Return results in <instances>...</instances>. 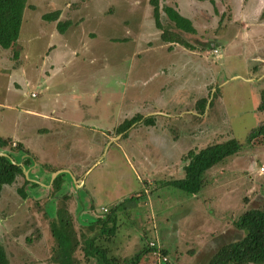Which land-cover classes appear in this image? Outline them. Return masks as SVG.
Wrapping results in <instances>:
<instances>
[{
  "label": "rangeland",
  "instance_id": "rangeland-1",
  "mask_svg": "<svg viewBox=\"0 0 264 264\" xmlns=\"http://www.w3.org/2000/svg\"><path fill=\"white\" fill-rule=\"evenodd\" d=\"M27 4L19 55L0 48V77L6 80L21 64L30 83L10 94L0 84V137L12 147L20 143L31 162L21 166L27 154L10 146L0 152L10 153L37 185H26L23 198L17 191L23 175H17L1 189L7 263L51 264L52 232L66 229L61 215H69L75 231V264H96L82 257L83 235L122 264L142 248V234L147 246L157 241L160 248L161 236L170 264H206L221 245L240 239L238 216L264 203V130H258L264 112L257 110L264 90V0H157L163 29L182 35L192 52L170 32L171 42L162 40L149 0ZM164 6L189 19L194 33L174 28ZM54 10L57 20L69 21L66 28L75 26L61 34L57 20L41 19ZM138 116L154 123L119 129ZM228 138L240 148L204 172L194 200L160 183L184 175L188 150ZM56 172L65 182L58 191L50 183ZM106 216L117 224L112 232L87 229L90 220ZM148 259L142 256L140 264Z\"/></svg>",
  "mask_w": 264,
  "mask_h": 264
},
{
  "label": "trees",
  "instance_id": "trees-1",
  "mask_svg": "<svg viewBox=\"0 0 264 264\" xmlns=\"http://www.w3.org/2000/svg\"><path fill=\"white\" fill-rule=\"evenodd\" d=\"M205 1V0H197ZM211 1V0H209ZM26 0H0V47L7 49L15 46L19 34V28L22 19V11L25 7ZM151 4H154L153 8V17L155 26L162 30L161 38L166 42H171L167 37V32L173 35L175 42L189 48H194L193 44H190L187 40L182 38L176 32L171 30L163 29L162 25L159 22V13L157 8V0H149ZM163 11L166 13L167 18L173 22L174 28L180 30L184 33H194V29L191 26L190 21L181 16L178 11H176L171 6H164ZM58 16V11L52 13L43 14L45 20H54ZM67 22H58L57 29L63 31L66 27ZM166 34V35H165ZM201 48H205L202 46ZM264 112V90L260 93V102L257 105V110ZM142 121L148 125L154 123V118L145 117L142 119L140 116L131 118L126 125H120L119 129L123 131L127 129L133 123ZM263 126V125H262ZM260 126L258 130H264ZM11 141L6 140L0 137V147L11 146ZM240 142L234 138H228L224 141H218L210 143L207 146L199 150H188L186 155H183L185 164L183 166V177L180 179L168 180L166 182L162 181L160 183L166 185L170 184L174 187H177L187 193H197L200 187L203 185V174L205 171L217 164L221 159L226 156H229L237 151L240 147ZM12 149L20 151L21 154H27L26 157L22 160L21 166L30 163V152L24 148L20 143H16ZM7 153V157L0 155V193L4 185H10L14 182L17 175H22L21 166L18 164L12 163L10 153ZM31 155V154H30ZM63 181L61 175H57L52 181V188L54 191H58L63 187ZM23 185L18 188L19 194L24 198L26 196L25 186L28 184H34L27 181L23 176ZM67 194L64 193L62 198H67ZM60 210H65L60 208ZM103 213H108V210L103 208ZM63 218L59 219L60 222H64V227L62 233L52 232L56 240V251H59V255L53 253L50 256L52 260L51 264H75L74 252L77 248V241H74V228L70 217L62 216ZM54 220L51 221V227L54 225ZM116 222L111 219L109 216L105 218H95L89 221L87 224L88 230L99 229L97 226L101 227L102 232L109 234V231L112 232L116 228ZM236 227L241 230H244L243 236L233 242L221 245L207 261L206 264H264V203L257 208H248L244 210L235 221ZM69 227L72 229L67 230ZM100 230V229H99ZM52 231V228H51ZM60 231V230H59ZM65 233V234H64ZM69 233V234H68ZM57 234V236L55 235ZM84 246L81 248L83 251L82 257L84 259L91 260L93 259L96 264H122L118 258L113 256L107 257L105 253V248L101 249L100 247H93L92 237H86L83 235ZM86 237V238H85ZM142 248L137 251L133 256L129 257L126 260V264H140L142 256L148 254V260H142V264H154V261L151 258L150 251L153 248L147 246L146 235L142 234ZM73 240V242H72ZM58 249V250H57ZM160 251L162 254L167 255L164 249L161 247ZM144 259V258H143ZM146 261V262H144ZM0 264H8L4 250L0 246Z\"/></svg>",
  "mask_w": 264,
  "mask_h": 264
},
{
  "label": "crops",
  "instance_id": "crops-1",
  "mask_svg": "<svg viewBox=\"0 0 264 264\" xmlns=\"http://www.w3.org/2000/svg\"><path fill=\"white\" fill-rule=\"evenodd\" d=\"M205 1H209V0H205ZM212 1V0H211ZM25 6L27 7V8H29L30 9V7L28 6V4H27V0H26V2H25ZM25 7V8H26ZM54 11H58V16H57V18L56 19H54V20H50V21H56L57 19H58V17H59V14H60V11L59 10H54ZM54 11H52V12H54ZM52 12H48V13H52ZM44 14H47V13H44ZM43 14L41 15V19L42 20H44V21H48V20H45L43 17ZM24 18V16H22V19ZM22 19H21V22H22ZM189 20V19H188ZM58 22H67V25H68V23H69V21L68 20H65V21H60V20H57L56 21V30H57V32H59V33H61V34H63L66 30H69V29H71V27L73 28L75 25L74 24H71L69 27H64V30L61 32V31H59L58 29H57V24H58ZM153 23H154V21H153ZM21 25V24H20ZM66 25V26H67ZM155 25V24H154ZM156 27V26H155ZM19 35V34H18ZM17 40H18V37H17ZM16 40V44H15V46H13V47H10V48H7V49H4V50H12L13 49V58H16V57H18V55H19V53H14V52H16L17 51V49L15 48L16 46H18L19 45V43H18V41ZM172 44V43H171ZM179 44V43H178ZM168 47V46H167ZM185 47V46H184ZM1 48V47H0ZM171 48V47H170ZM170 48H168V49H170ZM3 49V48H2ZM184 51H186V52H188V51H190V52H192L193 51V48H189V47H185V48H182ZM22 50V49H21ZM20 52V51H19ZM18 60V59H17ZM13 64V63H12ZM19 67H18V69H16V70H13L14 71V73L12 74V71L10 72V74L9 75H4V76H6L7 78H6V80H4V79H2V77H0V84H2V87H3V89H2V92H3V90L5 89V92H7V93H11V91H17V90H19L20 88H21V84L24 82V87L25 86H27V85H29V79L28 78H26V76H27V72H26V70H25V67L23 66V65H21V64H19L18 65ZM10 67H12L11 65H10ZM10 77V78H9ZM9 78V79H8ZM254 80V79H253ZM5 82H6V84H5ZM211 89H212V87L210 88V90H209V93H210V91H211ZM25 93H27V92H25ZM33 93V92H32ZM211 93H212V91H211ZM30 96H31V93H30ZM31 97H33V96H31ZM260 99V98H259ZM0 100H1V98H0ZM1 104V103H0ZM26 111H30V109H25ZM32 111V110H31ZM34 112V111H33ZM33 112H31V113H33ZM164 115V114H163ZM39 129H40V127H39ZM10 135V134H9ZM11 137V136H10ZM73 176V175H72ZM183 176H181V177H178V178H174V179H180V178H182ZM168 180H173V179H164V180H162V181H164V182H166V181H168ZM167 185H170V184H167ZM171 186H173V185H171ZM79 187V186H78ZM189 194H191L190 195V197H191V199L192 200H194V198H195V194H197V193H189ZM190 198H188L187 200H189ZM182 203H185V202H182ZM182 205V204H181ZM190 212V209L187 211V212H184V214H188V216H189V213ZM192 212V211H191ZM160 238H161V236H160ZM160 238L158 237V239H159V241L161 242V245H162V248L164 249V251L166 252V249L164 248V246H163V244H162V241L160 240ZM157 239V238H156ZM167 253V252H166ZM167 255H168V253H167ZM169 256V255H168ZM170 257V256H169Z\"/></svg>",
  "mask_w": 264,
  "mask_h": 264
},
{
  "label": "built area",
  "instance_id": "built-area-1",
  "mask_svg": "<svg viewBox=\"0 0 264 264\" xmlns=\"http://www.w3.org/2000/svg\"><path fill=\"white\" fill-rule=\"evenodd\" d=\"M31 96H35V94L31 93ZM259 171L260 173H264V167L260 166ZM148 246L153 248L152 253L157 260V264H170L169 262L170 260L168 261L169 257L166 256L165 254H162V252L160 251V247H158L157 241H149Z\"/></svg>",
  "mask_w": 264,
  "mask_h": 264
},
{
  "label": "flooded vegetation",
  "instance_id": "flooded-vegetation-1",
  "mask_svg": "<svg viewBox=\"0 0 264 264\" xmlns=\"http://www.w3.org/2000/svg\"><path fill=\"white\" fill-rule=\"evenodd\" d=\"M21 163H22V161H20L19 164L21 165ZM21 171H22V175H23V176H26V175H24V172H23L22 169H21ZM34 176H36V175H34ZM37 176H39V175H37ZM47 178H48V177H46V180H48ZM63 182H64V181H63ZM69 182H70V181H69ZM80 183H81V182H79V178H76V177H75V178H74V184H75V186L80 185ZM34 184H35V183H34ZM64 184H65V182L63 183V185H64ZM70 184H71L72 186H74V185L72 184V181H71ZM35 185H37V184H35ZM40 185H41V186H46L47 184L44 182V183H42V184L40 183ZM51 186H52V182H51ZM65 187L67 188V186H65ZM69 187H71V186H69ZM38 189H39V188H38ZM78 189H79V187L77 188V190H78Z\"/></svg>",
  "mask_w": 264,
  "mask_h": 264
},
{
  "label": "water",
  "instance_id": "water-1",
  "mask_svg": "<svg viewBox=\"0 0 264 264\" xmlns=\"http://www.w3.org/2000/svg\"><path fill=\"white\" fill-rule=\"evenodd\" d=\"M0 155H1V156H5V157H7V154H6V153H2V152H0ZM12 163H13V162H12ZM14 164H17V163H14ZM58 174H59L58 172L52 174L51 179H54V177H56ZM73 179H74V178H73ZM50 181H51V180H50ZM50 183H51V182H50Z\"/></svg>",
  "mask_w": 264,
  "mask_h": 264
}]
</instances>
